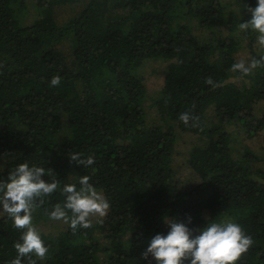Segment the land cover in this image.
Segmentation results:
<instances>
[{
	"label": "trees",
	"instance_id": "obj_1",
	"mask_svg": "<svg viewBox=\"0 0 264 264\" xmlns=\"http://www.w3.org/2000/svg\"><path fill=\"white\" fill-rule=\"evenodd\" d=\"M18 1L24 8L21 0H0V156L8 160L0 181L22 163L51 169L61 186L72 179L79 187L88 175L110 204L105 217L90 216L89 229L67 224L58 236L40 233L49 251L43 260L33 255L36 264H156L142 254L156 234H167L169 219L191 229L237 223L253 244L235 264H264L263 159L240 156L225 128L264 133L255 110L264 100V68L243 79L230 70L243 49L264 55L258 33L239 30L257 0L230 7L227 0H31L41 19L29 25L17 17ZM195 30L210 39L198 41ZM148 60L172 61L148 105L157 124L146 118L138 74ZM56 75L61 82L51 86ZM208 77L220 86L206 84ZM188 110L202 131L180 121ZM176 130L203 142L187 159L199 184L172 182ZM71 151L95 163L77 165ZM64 199L57 191L37 211L49 218ZM20 235L0 218V264L16 258Z\"/></svg>",
	"mask_w": 264,
	"mask_h": 264
},
{
	"label": "clouds",
	"instance_id": "obj_2",
	"mask_svg": "<svg viewBox=\"0 0 264 264\" xmlns=\"http://www.w3.org/2000/svg\"><path fill=\"white\" fill-rule=\"evenodd\" d=\"M247 10L251 18L240 23L239 30L258 33L257 44L264 48V0H257L256 7ZM258 68H264V55L259 59L254 57L250 62L240 60L230 70L239 73L237 79H243ZM60 82L61 77L56 75L50 84L58 86ZM205 83L213 88L220 86L211 77L206 78ZM179 119L186 126L203 130L200 118L191 110L182 112ZM81 157L82 153H69L70 161L77 165L90 167L95 163L91 156ZM45 176L50 179H43ZM90 181L91 177L84 175L78 180L79 187L75 183L61 186L51 169L30 167L28 163L19 164L9 173L7 181H0V213L6 214L13 227L21 232L14 244L17 256L10 264H36L33 255L41 260L46 258L49 248L33 223V212L45 205L53 193L59 191L65 199L63 203L53 205L49 219L68 224L73 232L78 228H91L90 216L107 215L110 204ZM164 222L169 227L167 234H156L142 254L144 259L151 256L156 264H235L253 244L252 237L234 222L213 221L202 229H191L184 222L171 219ZM188 223H191V217Z\"/></svg>",
	"mask_w": 264,
	"mask_h": 264
},
{
	"label": "rangeland",
	"instance_id": "obj_3",
	"mask_svg": "<svg viewBox=\"0 0 264 264\" xmlns=\"http://www.w3.org/2000/svg\"><path fill=\"white\" fill-rule=\"evenodd\" d=\"M23 1L21 4L24 8L19 7V1L16 6V14L18 19L22 24H32L36 20L41 19V15L36 11L35 6L31 0H21ZM232 0H227L226 4L230 7L232 4ZM21 8V9H19ZM197 28V27H195ZM228 34V33H227ZM194 36L196 39L201 42H206L209 37V33L207 32H197L194 31ZM257 47L258 53H263L264 48H261L258 44L255 45ZM251 55L248 50H241L238 61L250 60ZM172 61H158V60H148L144 63V65L139 68L138 74L144 78V83L147 89V101L145 105V109L147 112L146 118L151 124H157V112L156 109H149L148 105L151 104L152 100L156 99L163 86L165 81V73L167 71L168 65ZM256 114L261 116L264 115V100L256 106ZM216 116L213 113H209L208 118L210 122L217 123ZM228 132L231 134L232 145L236 150L240 149V156L244 155V153L253 152L258 157H261L263 160L258 164L259 167L264 171V133H260L256 136L250 137L245 132L242 126L236 124H230L225 127ZM177 132V141H176V150H175V175L173 177V184L180 185H195L199 184V179L196 176L195 172L192 168L189 167L187 159L189 157V153L191 149L195 146H202L203 142L199 138V136H195L190 133ZM233 156V155H232ZM234 157V156H233ZM8 160L6 156H0V168H4L7 164ZM7 181V180H4ZM66 183H75L72 179L64 182ZM1 217H8L6 214L0 213ZM93 219H99V216L92 215ZM33 223L39 230L41 234L58 236L62 232H65L67 228V224L62 221H54L49 218H45L41 216V213L37 211V209L33 212Z\"/></svg>",
	"mask_w": 264,
	"mask_h": 264
}]
</instances>
